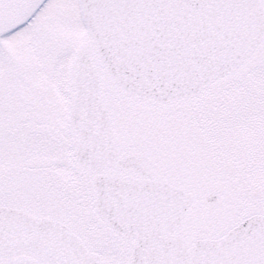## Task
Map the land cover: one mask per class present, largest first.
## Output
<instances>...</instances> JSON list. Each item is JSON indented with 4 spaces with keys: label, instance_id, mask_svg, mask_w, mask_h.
<instances>
[{
    "label": "snow or ice",
    "instance_id": "6c2138e0",
    "mask_svg": "<svg viewBox=\"0 0 264 264\" xmlns=\"http://www.w3.org/2000/svg\"><path fill=\"white\" fill-rule=\"evenodd\" d=\"M0 264H264V0H0Z\"/></svg>",
    "mask_w": 264,
    "mask_h": 264
}]
</instances>
